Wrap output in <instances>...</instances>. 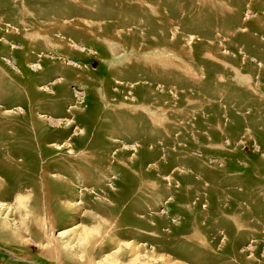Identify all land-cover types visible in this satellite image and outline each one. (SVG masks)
<instances>
[{
  "label": "rangeland",
  "instance_id": "1",
  "mask_svg": "<svg viewBox=\"0 0 264 264\" xmlns=\"http://www.w3.org/2000/svg\"><path fill=\"white\" fill-rule=\"evenodd\" d=\"M0 203V264H264V0H0Z\"/></svg>",
  "mask_w": 264,
  "mask_h": 264
},
{
  "label": "bare ground",
  "instance_id": "2",
  "mask_svg": "<svg viewBox=\"0 0 264 264\" xmlns=\"http://www.w3.org/2000/svg\"><path fill=\"white\" fill-rule=\"evenodd\" d=\"M35 39V38H34ZM48 42V41H47ZM109 48H110V51L113 53V55L114 56H117V55H119L120 54V52H119V49H120V46H119V44H113V43H109ZM151 53V52H150ZM154 53V52H153ZM154 55V54H153ZM121 56H122V54H121ZM152 57H154V56H152ZM163 57H161V59H159L158 60V58H157V60L161 63V62H167L168 61V59H162ZM166 58V57H165ZM127 59H128V57H127ZM129 60V59H128ZM155 60H156V55H155ZM154 60V61H155ZM186 69L190 72V74H194V72L189 68H187L186 67ZM194 77H195V75H194ZM157 118V117H156ZM155 122H157V121H155ZM159 124H160V121H159ZM52 176H55V175H52ZM10 205H7L6 203L5 204H3V203H0V211L1 210H4V212H5V219H6V216H7V214L10 212ZM4 222H6V221H4ZM200 239V238H199ZM200 242H202V243H204L202 240H200Z\"/></svg>",
  "mask_w": 264,
  "mask_h": 264
}]
</instances>
